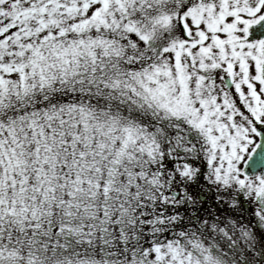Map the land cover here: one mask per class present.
Instances as JSON below:
<instances>
[{"label": "snow or ice", "instance_id": "snow-or-ice-1", "mask_svg": "<svg viewBox=\"0 0 264 264\" xmlns=\"http://www.w3.org/2000/svg\"><path fill=\"white\" fill-rule=\"evenodd\" d=\"M0 264H264V0H0Z\"/></svg>", "mask_w": 264, "mask_h": 264}]
</instances>
